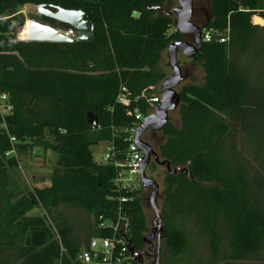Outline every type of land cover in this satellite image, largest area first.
Listing matches in <instances>:
<instances>
[{
	"label": "trees",
	"instance_id": "16d2710c",
	"mask_svg": "<svg viewBox=\"0 0 264 264\" xmlns=\"http://www.w3.org/2000/svg\"><path fill=\"white\" fill-rule=\"evenodd\" d=\"M42 3L91 11L93 38H19L22 8ZM173 3L0 0V94L13 106L0 114V264H79L81 230L87 229L88 242L106 234L97 227L100 216L112 217L121 195L133 197L125 203L131 244L145 254L148 192H118L115 167L95 161L91 146H127L121 128L133 116L116 103L121 84L134 95L155 93L168 76L162 57L172 42L187 38L176 30L174 9L167 10ZM207 6L205 27L227 39L203 43L193 60L201 61L204 82L182 85L181 125L170 119L162 130L161 159L183 171H167L163 179L161 260L264 264V0H209ZM89 113L98 119L95 130ZM35 147L58 157L51 184L31 191L11 178L10 169ZM159 167L152 161L149 176L155 178ZM34 203L45 215H27ZM63 207L90 217L76 226Z\"/></svg>",
	"mask_w": 264,
	"mask_h": 264
},
{
	"label": "water",
	"instance_id": "95a60500",
	"mask_svg": "<svg viewBox=\"0 0 264 264\" xmlns=\"http://www.w3.org/2000/svg\"><path fill=\"white\" fill-rule=\"evenodd\" d=\"M198 0H176L177 7L173 13L177 15L175 21L176 30L183 35H191L193 41L177 40L172 42L167 48L169 66L171 75L167 76L161 83L159 91L161 101L158 104L156 113L147 117L143 125L137 132V142L140 149L144 153V159L141 168V178L144 185L150 189L148 197V205L155 212L153 219L154 228H152L144 239L148 244V249L145 252L146 258L154 256L155 264H160L161 247L163 240V223L161 215V206L159 205L160 183L147 174V169L152 161H155L159 166H163L170 173L183 171V169H173L168 160H162L160 154L153 148L151 143L143 138L144 134L151 130L160 132L170 121L169 112L178 110L181 98L178 87L185 79L182 66L179 62V52H182L189 58L195 57L202 48L203 26L195 23V3ZM37 17H30L29 34L25 38L31 42H76L78 40H91L94 36V22L92 12L83 8L74 10L66 9L61 5L52 3H42L36 5ZM49 18L57 21L70 30L59 28L56 25L47 24L42 18ZM89 122L92 129L98 128V119L93 113H89ZM155 232V233H154ZM157 238L155 254L152 252L154 247L153 240ZM144 254L136 253V257L142 258Z\"/></svg>",
	"mask_w": 264,
	"mask_h": 264
},
{
	"label": "built area",
	"instance_id": "2783aa9c",
	"mask_svg": "<svg viewBox=\"0 0 264 264\" xmlns=\"http://www.w3.org/2000/svg\"><path fill=\"white\" fill-rule=\"evenodd\" d=\"M19 38L21 37L19 36ZM214 39L223 42L227 39V35H221L216 30L204 27L203 43L211 42ZM160 101V91L150 93L148 90H143L140 94L134 95L126 84L120 85L116 103L123 105L128 115L133 116V120L131 124L121 128L123 140L127 146L120 150L116 148L113 141H109V146L104 155V163L112 164L116 169L114 184L118 192H148L150 190L144 185L141 178L144 153L138 145L137 132L146 118L156 113ZM12 108L9 95L0 94V114L10 113ZM132 198V196L121 195L114 215L109 218L100 216L97 227L106 234L93 237L84 247H81L76 257L79 264L133 263L137 257L131 244L130 218L125 207V203Z\"/></svg>",
	"mask_w": 264,
	"mask_h": 264
},
{
	"label": "rangeland",
	"instance_id": "374dc122",
	"mask_svg": "<svg viewBox=\"0 0 264 264\" xmlns=\"http://www.w3.org/2000/svg\"><path fill=\"white\" fill-rule=\"evenodd\" d=\"M206 6L209 4V0H204ZM177 2L174 0V3L169 5L167 7V10L171 11L172 9L176 8ZM205 6V5H204ZM22 12L26 16V20L30 18V16L37 15V8L35 5H26L22 8ZM174 20L176 21L177 15L175 13L172 14ZM211 18V14L209 11V8L206 7L205 11L202 12L201 15H197V17L194 16L193 21L200 26L205 27L206 20ZM253 21L256 22L255 17H253ZM26 23V22H25ZM260 26L264 27V22L259 23ZM22 29L19 31V36L22 35ZM246 63H249L248 58H243ZM179 62L182 66L183 75L185 79L182 81L180 86L178 87V90L182 87L183 84L189 83V82H195L197 84H202L204 82V70L201 66V61H195L193 58H189L186 55H184L182 52H179ZM161 67L162 69L167 73V75H171L172 71L169 66L168 61V55L167 51H165L164 57L161 60ZM162 83V82H161ZM158 86V90L160 88V85ZM158 90L156 92H158ZM170 119L176 126L181 125V119L178 110H173L169 112ZM147 133V135H146ZM143 136L144 139L148 140L153 148L159 153V145L164 141L165 136L162 131L157 132L156 135L151 136L149 130L146 132ZM109 146V141H101L97 144H94L91 146L95 161L99 163L105 162V152ZM57 153L53 151L52 149L48 148L45 149L44 147H35L33 150L25 153H20L19 158V164L17 167L10 169L11 178L18 182L20 186H22L24 189L28 190H35L36 188H42L47 187L51 184V175L54 169V166L57 161ZM167 170L165 167L160 166L158 170L155 172V179L160 183V196H159V205H161L162 200V191H163V179L166 174ZM147 174L149 175V167L147 169ZM150 194V190L148 191V196ZM146 217L149 224V229L151 230L154 228L153 225V219L155 217V212L150 208L148 204H146ZM63 211L65 214L69 217L71 222H73L76 226L79 224L85 223V221L90 217L89 215L83 213L81 210L78 209H72V208H65L63 207ZM27 215H39L43 216L45 215V210L38 206L36 203L32 204L30 206V209L27 211ZM80 228V227H79ZM77 232V231H76ZM87 229L81 230V239H82V245L81 247H84L87 244ZM155 233V232H154ZM76 234V233H75ZM147 235H150L148 232ZM154 247L152 252L155 254L156 251V243L157 238L153 240ZM201 244V242H199ZM202 245V244H201ZM148 247L146 248L147 251ZM165 253V245L162 242L161 247V259L162 255ZM160 259V264L162 263V260ZM140 264H155L154 256L150 258H146V255L144 254L141 258ZM222 264V263H221Z\"/></svg>",
	"mask_w": 264,
	"mask_h": 264
},
{
	"label": "flooded vegetation",
	"instance_id": "af4514ba",
	"mask_svg": "<svg viewBox=\"0 0 264 264\" xmlns=\"http://www.w3.org/2000/svg\"><path fill=\"white\" fill-rule=\"evenodd\" d=\"M205 5V6H204ZM206 7H208V6H206V4H205V2L204 1H202L197 7H196V9H195V17H197V15L199 14V15H201L202 14V12L203 11H205V9H206ZM38 15H35V16H30V17H37ZM45 21H46V23L47 24H50V25H56L57 27H59V28H64V29H66V30H70V28L69 27H67V26H65V25H63V24H61V23H59V22H57V21H54V20H52V19H49V18H45V17H42ZM186 40H189V41H193V37L191 36V35H186ZM149 132H150V134H151V136H154V135H156V133L157 132H153V131H151V130H149ZM146 135H147V133H146ZM148 141V140H147Z\"/></svg>",
	"mask_w": 264,
	"mask_h": 264
},
{
	"label": "bare ground",
	"instance_id": "6f19581e",
	"mask_svg": "<svg viewBox=\"0 0 264 264\" xmlns=\"http://www.w3.org/2000/svg\"><path fill=\"white\" fill-rule=\"evenodd\" d=\"M30 19V18H29ZM27 19L24 27L22 28V35L21 38L25 39L29 34V26H30V20Z\"/></svg>",
	"mask_w": 264,
	"mask_h": 264
},
{
	"label": "crops",
	"instance_id": "0c3cea01",
	"mask_svg": "<svg viewBox=\"0 0 264 264\" xmlns=\"http://www.w3.org/2000/svg\"><path fill=\"white\" fill-rule=\"evenodd\" d=\"M253 22H255V21H253ZM165 54V53H164ZM163 57H164V55H163ZM163 57H162V59H163ZM160 67H161V62H160ZM162 68V67H161Z\"/></svg>",
	"mask_w": 264,
	"mask_h": 264
}]
</instances>
